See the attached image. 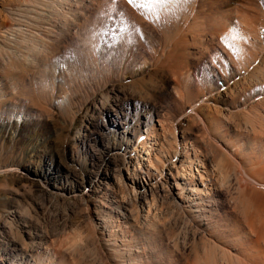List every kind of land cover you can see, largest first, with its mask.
Listing matches in <instances>:
<instances>
[{
  "label": "rangeland",
  "instance_id": "1",
  "mask_svg": "<svg viewBox=\"0 0 264 264\" xmlns=\"http://www.w3.org/2000/svg\"><path fill=\"white\" fill-rule=\"evenodd\" d=\"M263 53L264 0H0V264H259ZM160 120L218 181L199 207L134 185L150 180L133 146Z\"/></svg>",
  "mask_w": 264,
  "mask_h": 264
},
{
  "label": "bare ground",
  "instance_id": "2",
  "mask_svg": "<svg viewBox=\"0 0 264 264\" xmlns=\"http://www.w3.org/2000/svg\"><path fill=\"white\" fill-rule=\"evenodd\" d=\"M13 31H15V29ZM261 57L264 58V53L261 55ZM228 84L229 83L227 82L225 85L220 86L217 90L218 93L220 94L222 93V90H226V88H228ZM211 98H213L212 91L209 93H204L202 96L199 97V99L194 100L190 105L187 106V109H185L186 111L181 118L186 117L191 113H194L197 109H199L200 106H202V104L209 101ZM200 120L203 122L202 118H200ZM165 121L166 120H160L159 127L154 126L153 128L149 129L146 132L147 138H140L137 144L133 146V153L138 157L137 167L139 170L137 171H140L142 174H145L150 180L149 182L147 181L148 179L146 180V178H144L143 180L147 181L148 184L146 183V185H142L140 184V182L136 181L137 179H135L134 185L137 186V188L139 187L143 189L142 191L144 192V194H146L150 189H152V187L155 188L158 183H162V180L174 183L177 190L180 191L181 200L185 198H188L191 201L196 200L197 202H199V204L197 205L199 207L200 205H202V201L204 200L202 199L203 196H208L211 190H217L218 181L214 180V177L209 172L208 168L206 167V164L199 158L196 152H193L194 159L190 158V155H193V153H191V148L194 146L196 139L193 140L192 143H188V141H183V143L180 144L179 142L178 146H176L175 149L172 147V143L170 140V133H172V129L168 128L165 125ZM13 126L14 125L11 122L1 123L0 132L11 131ZM199 155L201 156V153ZM172 167L175 168L176 174H174ZM131 175H133L134 178L137 176L135 172ZM198 184H201L204 189H200V191L195 192V195H197V197L193 198L190 194H182L183 192H194L193 189L195 186H198ZM133 192L134 194H136V187H133ZM124 197H122L121 199H116V201H114L115 204H117L116 211H114L118 214H120V211H128V208L126 206V198ZM152 208V205L150 207L149 204L148 209L143 210L145 213L144 218L146 220H149L152 217ZM119 221L120 220H115L113 222L119 223ZM105 224L109 228L112 227L111 224L109 225L106 220ZM122 230L123 229L120 228V223L119 225L114 224L113 230L111 231L113 233V238L118 240L120 237V233H125ZM248 234L250 236L256 237V239L253 241L254 244H252V251H254V248H256L259 254L256 256L253 255V253L251 252L249 253V255L253 256V259H256L259 264H264V249L261 247L260 242L261 240L264 241V228L262 227L261 229L257 230L254 227H249ZM127 242V240H124L123 242H121V244L123 246L128 247L129 244Z\"/></svg>",
  "mask_w": 264,
  "mask_h": 264
},
{
  "label": "snow or ice",
  "instance_id": "3",
  "mask_svg": "<svg viewBox=\"0 0 264 264\" xmlns=\"http://www.w3.org/2000/svg\"><path fill=\"white\" fill-rule=\"evenodd\" d=\"M187 3L189 2V0H127V3L129 5H135L136 7L139 8H144L146 5L149 7V9H151L152 7L156 6V5H161V6H165L167 7L168 5H171L173 3ZM123 13H120V17L121 19L119 20V25L118 27L109 29L112 32L115 33H121L126 31V25L124 20L122 19L123 17ZM135 31L139 32V29H135ZM129 38H131V34H129Z\"/></svg>",
  "mask_w": 264,
  "mask_h": 264
}]
</instances>
